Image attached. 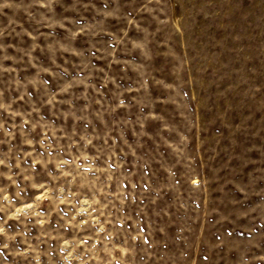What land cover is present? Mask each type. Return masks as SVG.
Here are the masks:
<instances>
[{
	"label": "rangeland",
	"instance_id": "rangeland-1",
	"mask_svg": "<svg viewBox=\"0 0 264 264\" xmlns=\"http://www.w3.org/2000/svg\"><path fill=\"white\" fill-rule=\"evenodd\" d=\"M0 264H264V0H0Z\"/></svg>",
	"mask_w": 264,
	"mask_h": 264
}]
</instances>
